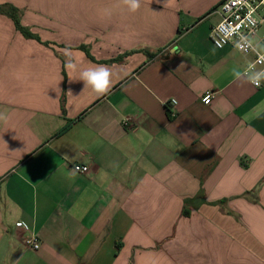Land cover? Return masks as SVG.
I'll use <instances>...</instances> for the list:
<instances>
[{
	"label": "crops",
	"instance_id": "0c3cea01",
	"mask_svg": "<svg viewBox=\"0 0 264 264\" xmlns=\"http://www.w3.org/2000/svg\"><path fill=\"white\" fill-rule=\"evenodd\" d=\"M220 1L0 0L39 37L0 12V264H264V82L211 43Z\"/></svg>",
	"mask_w": 264,
	"mask_h": 264
},
{
	"label": "built area",
	"instance_id": "2783aa9c",
	"mask_svg": "<svg viewBox=\"0 0 264 264\" xmlns=\"http://www.w3.org/2000/svg\"><path fill=\"white\" fill-rule=\"evenodd\" d=\"M216 9L220 13V20L210 32V41L216 48L228 46L237 50L235 42L238 41L240 34L264 42V32L259 33L260 27L264 24V0H221ZM229 32L232 33L230 37L228 36ZM244 54L253 53L249 51ZM256 59L257 57L253 54V58L249 62H254ZM257 67H264V65H257ZM213 96L214 92L208 90L203 95L202 102L209 104ZM176 102L175 99L169 101L173 105ZM72 169L84 174L89 172V167L82 164H73ZM22 224V222L16 223L17 226ZM23 244L29 249L37 250L40 247V239L37 234L31 232L23 239Z\"/></svg>",
	"mask_w": 264,
	"mask_h": 264
},
{
	"label": "clouds",
	"instance_id": "9594fccd",
	"mask_svg": "<svg viewBox=\"0 0 264 264\" xmlns=\"http://www.w3.org/2000/svg\"><path fill=\"white\" fill-rule=\"evenodd\" d=\"M120 4L126 7L129 13L137 12L141 7V0H120ZM254 23V21H253ZM231 32L228 36H231ZM235 48L243 53L251 51L257 59L249 62L247 66L241 70L239 67H233L232 75L236 80H242L246 83L259 88L264 82V42L254 40L248 35L240 34L238 41L235 42ZM65 61L64 67L69 73L78 71V77L75 80L82 81L84 89H90L97 96H103L110 92L112 87V70L107 65H93L78 70L80 64L79 58L70 48L64 49ZM73 80V79H70ZM7 115L0 112V121H6Z\"/></svg>",
	"mask_w": 264,
	"mask_h": 264
},
{
	"label": "trees",
	"instance_id": "16d2710c",
	"mask_svg": "<svg viewBox=\"0 0 264 264\" xmlns=\"http://www.w3.org/2000/svg\"><path fill=\"white\" fill-rule=\"evenodd\" d=\"M0 12H4L6 13L14 22L15 28L20 31L22 33V35L26 38H34L39 40V37L33 33H31L29 31V29L27 27H24L21 23H20V11L15 8L12 5H0ZM82 48H84L86 51V47L81 46ZM123 55L118 56L115 59H112L110 61H120L122 60ZM67 128V125L64 126L61 130L60 133L65 130ZM187 202V200H185V203ZM184 213H186V211L184 210Z\"/></svg>",
	"mask_w": 264,
	"mask_h": 264
}]
</instances>
